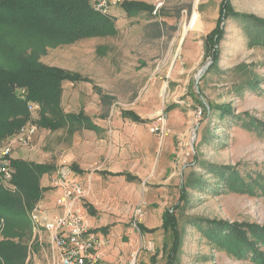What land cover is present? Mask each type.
Listing matches in <instances>:
<instances>
[{
    "label": "rangeland",
    "instance_id": "obj_1",
    "mask_svg": "<svg viewBox=\"0 0 264 264\" xmlns=\"http://www.w3.org/2000/svg\"><path fill=\"white\" fill-rule=\"evenodd\" d=\"M222 2L166 0L170 3L171 16L176 15L179 7L189 5L177 24L176 34L147 48L140 46L138 32L123 34L108 46L114 53L106 60L115 64L120 58L116 48H126L134 41L138 59L132 56L122 60V64L119 62L123 77L134 82L123 79L114 102L116 110H134L150 122L140 125L123 119L97 120L107 129L116 127L117 133L102 136L101 151L108 156L104 155L99 163L89 167L83 182L89 187L84 202L91 196L90 184L97 171L110 162L125 165L129 161L127 168L115 169L129 170L140 180L130 183L118 177L110 179L111 182L104 178L109 182L106 190L112 201L106 202L107 196L102 195L101 207L110 212L112 204L115 214L101 217L113 222V226L132 228L136 232L137 245L141 246L139 260L146 264H166L173 250L174 234L162 228L165 210H176L178 218L180 244L174 264H253L233 249L232 239H243L241 235H234L235 238L229 235V246L215 243L206 220L226 221L228 227H233L234 223L264 227V192L256 189L252 194L226 189L220 186L222 178L209 170L211 165H219L238 169L243 182L260 175L264 179V134L243 126L248 118L264 125V46L253 43L250 38L248 31L252 29L253 34H257L258 30L253 28V22L242 18L225 20L224 15L225 37L216 48L220 56L218 59L212 56L205 41L217 27ZM229 2L237 12L264 19V0ZM193 14L198 15L196 25L184 36V26L187 27ZM181 16L180 12L179 18ZM170 23L175 25V22ZM85 48L72 44L52 49L42 56V61L53 66L75 65L83 70L76 74L83 77L93 73L91 67L102 62L97 50ZM97 48L103 49V46ZM255 83L261 89L259 93L248 90ZM86 84L80 83L76 90L75 111L83 109V101L88 100L90 87ZM222 110H227V114ZM35 142L45 154L53 152L48 158L50 164L60 161L59 169L72 172L69 152L78 148L73 147L76 142L69 130L40 129ZM110 153L115 156L109 158ZM201 181L214 190L206 192L191 186ZM183 187L185 197L181 198ZM137 210H141L140 215ZM140 225L155 231L141 233ZM30 226L32 229L31 222ZM228 232L227 228L222 234ZM32 233L25 238L30 256L25 264H34V255L39 260L43 256ZM45 251L49 254L46 244Z\"/></svg>",
    "mask_w": 264,
    "mask_h": 264
},
{
    "label": "trees",
    "instance_id": "obj_2",
    "mask_svg": "<svg viewBox=\"0 0 264 264\" xmlns=\"http://www.w3.org/2000/svg\"><path fill=\"white\" fill-rule=\"evenodd\" d=\"M229 1L223 0L217 27L205 41L215 59L220 56L216 48L225 37V27L222 26L224 15L225 20L242 18L253 22V28L258 30L257 34L249 30L250 38L253 43L264 46V19L237 12ZM124 6L130 13L149 10V7L139 3H126ZM188 8L189 5H183L176 9L177 17ZM111 28L109 16L95 12L91 0H0V144L15 136L21 127L31 121L27 107L29 102L41 105L40 116L36 121L41 129L57 131L69 127L73 133L81 128L92 127L84 113H66L61 106L63 84L78 82L82 77L47 66L41 58L50 48L105 36ZM248 90L259 93L261 89L255 83ZM102 98L103 101L107 100L105 96ZM221 112L227 114V110ZM245 122L243 126L249 130H261L264 134V125L260 121L248 118ZM12 168V181L6 185L0 183V264H25L29 255L25 238L32 233L28 214L47 193L41 186V178L50 173L52 167L17 159L13 160ZM209 170L222 178L220 186L226 189L242 193H254L256 189H261L264 192L261 175L243 182L238 169L211 165ZM229 174L231 176L228 178ZM207 185L201 181L191 186L206 192L214 190ZM184 197L185 187L182 188L181 198ZM175 213L176 210H167L163 215L162 228L174 234L173 250L166 264H174L180 244ZM206 222L212 228L209 235L212 240L215 239V243L229 246V235L232 238L241 235L243 239H232L236 253L253 264H264V227L239 223L228 227L226 221ZM227 228L228 234L223 235L222 231Z\"/></svg>",
    "mask_w": 264,
    "mask_h": 264
},
{
    "label": "crops",
    "instance_id": "obj_3",
    "mask_svg": "<svg viewBox=\"0 0 264 264\" xmlns=\"http://www.w3.org/2000/svg\"><path fill=\"white\" fill-rule=\"evenodd\" d=\"M156 0H128L126 3H139L146 5L149 7V10H143L140 12H134L130 13L127 12L124 4L118 7H115L111 10V13L108 15L109 18L112 21V28L109 29V34L105 36H99L93 37V38H85L76 41L73 43L76 46H79L81 48H94L102 55V62L103 59H105L104 63H98L97 65H94L91 67V71L93 73L91 74H84V78L82 77V80H79L78 82H65L63 84V93L61 97V106L63 110L66 113L70 114H78V113H84L85 116H87L90 119V122L92 124V127L89 128H81L77 131H74L73 133L70 131L69 127L60 129L57 131H50L49 132H58L62 130H69L70 136L75 139V144L73 147H76L78 149L72 150L69 152L70 162H71V170L72 173L69 177V181L71 183L73 182H84L86 175H88L89 167L94 163H99L101 159H103V153L101 151V147L103 139L102 136L107 135H116L117 130H115L116 127L107 129L105 125H102L101 120L103 121H115L116 119H123L130 121L134 124H140V125H147L150 120H146L143 117H141L138 113H136L134 110H122L121 112L119 110H116V103L114 102V98L118 97L117 94L120 93L119 90H117L119 87H121V84L123 82H134L131 81V79L125 78L122 75V71L119 70V62L122 64V60H125L127 57H136L138 59L137 50L135 48L134 41L129 44L126 48H116V53L120 57L117 63L111 64L109 63L106 58L111 55L112 52L110 49L109 44H114L115 38L122 37L123 34H130L133 35V33H137V40H140V46L147 48L150 44H153L161 39H163L166 36L171 37L172 35L176 34L178 32V26L180 19L183 17V14L186 13L187 10H182V16L179 18L177 15L171 16V7L170 3H166L165 0V6L161 10L158 16L153 15L154 10V4ZM167 12V13H166ZM191 16L190 20L192 19ZM198 19V18H197ZM189 20V21H190ZM175 22V25L173 26L172 23ZM197 22V21H196ZM196 22L192 28H187L184 26L183 35L186 36L188 31L193 30V28L196 25ZM186 22L184 21V24ZM132 25H136L137 27ZM114 37V38H113ZM107 41V42H106ZM72 44L59 46L57 48H50L48 51L52 49H58L61 47H66ZM103 46V49H96V47ZM73 50H76L75 47H72ZM86 49V48H85ZM90 53L93 51H89ZM95 52V51H94ZM48 53V52H47ZM46 53V54H47ZM123 58V59H122ZM42 61V58H41ZM43 64L60 68L63 70H66L68 72L76 74V71L82 72V69H77L75 65H68V66H53L51 64H46L42 61ZM78 74V73H77ZM81 75V74H80ZM82 76V75H81ZM87 77V79H86ZM132 78V77H130ZM86 82H89L86 84ZM94 82V83H91ZM80 83L86 84L87 87H90V91L88 92V100L83 101L84 108L80 109L78 111H75V108H73L77 101V88L80 86ZM131 87V85L129 84ZM96 92H95V89ZM102 89H104L106 92H104ZM124 93V92H123ZM122 93V94H123ZM102 96H105L107 100L103 101ZM39 114L38 118L39 119ZM101 116V117H100ZM99 120V122H97ZM39 127V131H40ZM46 130V129H41ZM82 132V134L80 133ZM80 136H83L87 138L86 140L81 139ZM43 137V136H42ZM36 139H34L33 143L28 148H20L19 152H15L13 158L14 160L21 159L24 161H30L35 162L39 164H48L52 167V171L48 174L43 175L41 178V186L42 188L47 190V193L44 195V198L41 202H44L49 209V212L53 215L56 213V209L54 208V203L56 199L61 195V189H53L51 187V181L52 179L57 175L59 171V165L60 161H58L56 164H50L51 161L48 160L49 156L53 153L47 152L45 154L41 148H37ZM40 141V140H39ZM42 141V139H41ZM44 141V140H43ZM36 145V146H34ZM47 145H45L46 148ZM111 158L112 156H115V154L110 153L109 154ZM108 156V155H105ZM127 164H130V162H126L125 165H118L114 164V162H110L108 165H104L103 168L99 171H97L91 180L90 184V190H91V196L87 200V202H84V208L87 211L90 219V226L92 233L96 235L99 238H103L106 240L107 245L102 248V252L104 255V264H135V261L137 262L140 257V250L141 246L137 245L138 236L136 235V232L131 229H124V227L114 225L113 222H110L107 218L102 219V215H105L107 217H112L114 213V206L111 204L110 212H106L105 209H102V202L101 200L102 195L107 196L105 199L106 202L108 200L112 201V198L109 199L108 191L106 190V185L109 181L112 182L110 179L123 177L130 183H134L140 180V178L137 175H133L129 170L126 171H119L115 168H127ZM89 186V185H88ZM111 186V185H110ZM105 188V191H104ZM166 211V210H165ZM164 211V212H165ZM162 214V224H163V215ZM127 213H130V210H127ZM29 217V215H28ZM30 221V220H29ZM142 226V227H141ZM145 229V230H144ZM139 230L141 233L146 232H152L155 229H147L143 225L139 226ZM33 239H37V249H40L42 254L43 245L46 243V240L44 237L39 236L36 237L33 233ZM42 245V246H41ZM48 247V246H47ZM46 253V259L44 257V261L46 264L50 262V257ZM30 256H28L29 258ZM43 257V256H42ZM27 258V260H28ZM38 258L36 255H34V259ZM26 260V262H27ZM143 260H139L138 264H146L145 262H142Z\"/></svg>",
    "mask_w": 264,
    "mask_h": 264
},
{
    "label": "built area",
    "instance_id": "obj_4",
    "mask_svg": "<svg viewBox=\"0 0 264 264\" xmlns=\"http://www.w3.org/2000/svg\"><path fill=\"white\" fill-rule=\"evenodd\" d=\"M128 0H91L92 8L102 15H109L115 7L123 5ZM165 6V0H156L153 15L157 16ZM189 21L187 28H192L198 15ZM31 121L21 127L15 136L0 146V183L6 185L13 179L12 162L17 149L28 148L39 133L37 124L41 105L34 102L27 104ZM202 111H200V114ZM71 171L59 169L51 181L53 189H61V195L56 199L55 214H51L44 202L38 203L30 212L29 220L32 232L36 237L46 240L50 257L48 264H104L102 248L106 240L92 233L90 219L84 208V200L89 194V187L82 182H69ZM141 214V210H137ZM137 216V215H136ZM137 226V224L135 223ZM45 244L42 260L34 259V264H46Z\"/></svg>",
    "mask_w": 264,
    "mask_h": 264
}]
</instances>
